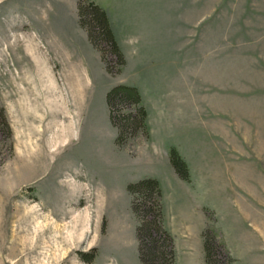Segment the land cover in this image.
<instances>
[{
	"label": "rangeland",
	"instance_id": "obj_1",
	"mask_svg": "<svg viewBox=\"0 0 264 264\" xmlns=\"http://www.w3.org/2000/svg\"><path fill=\"white\" fill-rule=\"evenodd\" d=\"M88 1L124 65L81 23ZM120 84L140 90L146 128L108 104ZM144 178L176 264H207L209 211L220 264H264V0H0V264H144L129 191Z\"/></svg>",
	"mask_w": 264,
	"mask_h": 264
},
{
	"label": "trees",
	"instance_id": "obj_2",
	"mask_svg": "<svg viewBox=\"0 0 264 264\" xmlns=\"http://www.w3.org/2000/svg\"><path fill=\"white\" fill-rule=\"evenodd\" d=\"M80 15L82 17L81 23L89 30L92 41L98 46V41L104 40L109 45L110 51L118 56L120 65H124L125 58L117 43L106 10L98 3L88 1L87 6L83 3L80 4ZM107 100L110 106L116 103L135 105L139 119L138 116L131 114L128 120L132 119L136 129L146 128L147 111L142 104V94L137 86L117 85L108 92ZM4 123L8 127L5 117ZM113 123L120 130L118 139L121 140V135H123L128 124L119 125L115 118ZM170 159L180 178L189 181L191 178L189 168L176 148L171 149ZM129 191L135 196L133 208L141 220L137 234L142 262L144 264H176L174 238L164 226L162 190L159 181L155 178H144L139 182L131 183ZM207 214L211 223L203 231L206 263L220 264L219 247L220 245L226 247V245L223 238L218 239L217 232L219 231L214 225L216 221L214 213L209 211ZM231 261L233 263L232 258Z\"/></svg>",
	"mask_w": 264,
	"mask_h": 264
},
{
	"label": "crops",
	"instance_id": "obj_3",
	"mask_svg": "<svg viewBox=\"0 0 264 264\" xmlns=\"http://www.w3.org/2000/svg\"><path fill=\"white\" fill-rule=\"evenodd\" d=\"M190 171H191V182H188L190 185H192L193 186V183L195 182V180H196V176L193 174V171L190 169ZM246 216V215H245ZM247 217V220H248V216H246ZM165 224H166V227H167V229H168V231L170 232V233H174L172 230H171V228L169 227V225L166 223V219H165ZM205 225H206V223H205V220L204 219H202L199 223H198V228L195 230V233H196V235H200V233L202 234V231H203V229L205 228ZM245 230L247 231L248 230V227L247 226H245ZM184 234L185 235H190L189 234V231H184ZM188 246L190 247V251H191V247H192V244H191V242L190 241H188ZM175 247H176V245H175ZM177 250V249H176Z\"/></svg>",
	"mask_w": 264,
	"mask_h": 264
}]
</instances>
